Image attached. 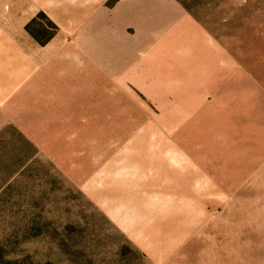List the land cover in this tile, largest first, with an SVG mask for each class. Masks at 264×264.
I'll return each instance as SVG.
<instances>
[{"label":"rangeland","instance_id":"1","mask_svg":"<svg viewBox=\"0 0 264 264\" xmlns=\"http://www.w3.org/2000/svg\"><path fill=\"white\" fill-rule=\"evenodd\" d=\"M181 1L194 36L154 82L57 45L44 89L3 101L0 264H264V0Z\"/></svg>","mask_w":264,"mask_h":264},{"label":"crops","instance_id":"2","mask_svg":"<svg viewBox=\"0 0 264 264\" xmlns=\"http://www.w3.org/2000/svg\"><path fill=\"white\" fill-rule=\"evenodd\" d=\"M40 13L61 28L46 43L27 27ZM193 18L181 0H0V107L14 99L25 107V99L44 89L50 48L57 45L76 48L77 64L93 67L105 82L122 84L134 76L154 82L148 61L157 59L162 44L192 35L186 20ZM63 29L73 30L77 42H65Z\"/></svg>","mask_w":264,"mask_h":264},{"label":"trees","instance_id":"3","mask_svg":"<svg viewBox=\"0 0 264 264\" xmlns=\"http://www.w3.org/2000/svg\"><path fill=\"white\" fill-rule=\"evenodd\" d=\"M112 1V0H111ZM27 27H30V24H28V26Z\"/></svg>","mask_w":264,"mask_h":264}]
</instances>
